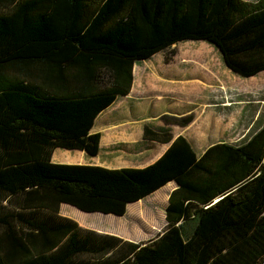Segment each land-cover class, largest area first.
Returning <instances> with one entry per match:
<instances>
[{"label":"trees","instance_id":"16d2710c","mask_svg":"<svg viewBox=\"0 0 264 264\" xmlns=\"http://www.w3.org/2000/svg\"><path fill=\"white\" fill-rule=\"evenodd\" d=\"M186 41L241 79L264 72V0H0V264H264V119L198 157L177 137L142 169L50 162L57 148L95 156L93 121L128 93L133 65ZM168 182L147 241L58 215L120 217Z\"/></svg>","mask_w":264,"mask_h":264},{"label":"crops","instance_id":"0c3cea01","mask_svg":"<svg viewBox=\"0 0 264 264\" xmlns=\"http://www.w3.org/2000/svg\"><path fill=\"white\" fill-rule=\"evenodd\" d=\"M172 50L177 54L170 58L162 55ZM166 51L135 63L128 93L96 116L90 129L91 134H99L95 156L57 148L52 151L50 162L109 170L142 169L156 162L177 137L184 138L197 157L220 143L221 115L219 109H214L220 106L223 89L220 64L231 72L223 65L219 51L202 41L180 42ZM170 118L188 121L181 126L171 123ZM145 128L156 138L144 139ZM175 189L176 184L168 182L147 197L129 203L126 213L131 204L138 205L131 212L151 230H162L168 197ZM64 205L59 206L58 215L70 218L62 212ZM74 220L81 228L90 230Z\"/></svg>","mask_w":264,"mask_h":264},{"label":"rangeland","instance_id":"374dc122","mask_svg":"<svg viewBox=\"0 0 264 264\" xmlns=\"http://www.w3.org/2000/svg\"><path fill=\"white\" fill-rule=\"evenodd\" d=\"M176 52L166 51L162 55L170 58L177 54ZM220 83L223 87L221 102L219 107L214 108L219 109L221 115L220 142L237 144L251 136L264 119V72L253 78L239 79L226 72L220 64ZM207 110L208 108H205V112ZM62 207V212L70 215L69 219L79 220L92 231L112 235L124 241L133 242L134 238L135 243L147 241L161 230H151L145 222H141V219L131 212L138 207L134 204L127 207V213L125 208L124 215L120 217L99 213L86 214L66 205ZM154 219L157 220L156 216Z\"/></svg>","mask_w":264,"mask_h":264}]
</instances>
